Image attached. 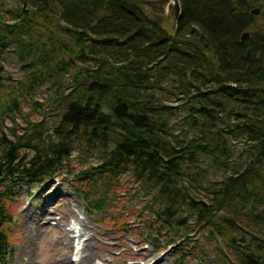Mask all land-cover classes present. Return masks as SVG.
Listing matches in <instances>:
<instances>
[{
	"label": "trees",
	"instance_id": "obj_1",
	"mask_svg": "<svg viewBox=\"0 0 264 264\" xmlns=\"http://www.w3.org/2000/svg\"><path fill=\"white\" fill-rule=\"evenodd\" d=\"M167 3L0 0V126L26 104L45 118L0 130V264L14 255L20 187L57 173L88 188L89 214L119 197L139 206L155 250L163 232L169 246L194 230L220 239L233 256L224 264H264V0H178L171 34L143 11Z\"/></svg>",
	"mask_w": 264,
	"mask_h": 264
},
{
	"label": "rangeland",
	"instance_id": "obj_2",
	"mask_svg": "<svg viewBox=\"0 0 264 264\" xmlns=\"http://www.w3.org/2000/svg\"><path fill=\"white\" fill-rule=\"evenodd\" d=\"M172 2L173 0H168V3L172 4ZM7 5L11 9L15 7L13 2H8ZM26 7L24 3V8ZM143 11L150 20L162 26L168 34L172 33L173 21L170 15L150 12L145 7ZM3 66L7 78L17 80L21 77V65L14 55H8ZM46 87L44 86L38 93L39 101L45 99ZM166 106L176 109L180 105L168 101ZM30 108L31 104H26L22 110V116L17 113L12 116V122L4 120L0 130L4 133H8L9 128L20 130L24 125L25 115L31 121L45 120L44 117L41 120V117ZM174 112L175 115L170 122L176 130L181 125L184 114ZM54 116L55 113H50L46 117L47 122L53 121ZM239 142H233L234 148L242 152L247 145L242 140ZM73 161L77 163L78 160L73 159ZM88 161L94 164L95 159ZM218 177L219 174L214 169H209L207 180H218ZM72 181V178L57 173L41 185H33L30 188L25 185L20 187L10 204L13 213L11 234L14 255L7 264H58L55 260L62 261V258L64 261L62 264H79V259L81 257L83 259L87 254L92 255L90 264H224L227 260L230 262L233 259L227 248L222 246L223 243L219 238L211 239L194 230L187 237L169 246L167 243L170 238L166 232H163L164 237L158 242L159 249H152L145 244L149 231L142 223L143 220L134 218L139 213L137 210L139 206L134 207L128 203L121 208L124 199L119 197L115 200L116 205L113 204L114 209L108 206L99 213L88 214L85 200L82 198V193L88 188L84 184L74 185ZM126 181H129L127 176L123 178V182ZM79 186L80 191L75 190ZM52 194L54 196L45 205V201ZM31 216L36 226L31 227L29 222ZM25 223L27 227H24ZM72 226L80 229L83 239H87L89 245L87 249H85L86 245L81 243L82 240L77 241L72 232L68 236L64 234V231H69ZM77 242H79L78 248L84 251L82 255L77 254L78 248L77 250L72 248V244L76 246ZM70 248L71 253H68L67 250Z\"/></svg>",
	"mask_w": 264,
	"mask_h": 264
},
{
	"label": "water",
	"instance_id": "obj_3",
	"mask_svg": "<svg viewBox=\"0 0 264 264\" xmlns=\"http://www.w3.org/2000/svg\"><path fill=\"white\" fill-rule=\"evenodd\" d=\"M167 13L173 18V21L175 22L180 14L179 11V4H178V0H173V5L170 3L167 6ZM257 10H254L252 12V14L257 15ZM248 39V33H244L241 37V42H245ZM246 55H247V59L250 61L251 60V54L250 51L247 50L246 51Z\"/></svg>",
	"mask_w": 264,
	"mask_h": 264
},
{
	"label": "bare ground",
	"instance_id": "obj_4",
	"mask_svg": "<svg viewBox=\"0 0 264 264\" xmlns=\"http://www.w3.org/2000/svg\"><path fill=\"white\" fill-rule=\"evenodd\" d=\"M53 196H54V194H52L49 198H47V200L45 201V205L48 204L49 199H51ZM29 222L31 223V227H32L33 225L36 226V223H34V219H33L32 216L30 217ZM24 227H27V223H25ZM63 231H64V230H63ZM64 234L68 236L69 232L66 233V232L64 231ZM88 247H89V245H88V243H87L86 246H85V249H87ZM67 252H68V253H69V252L71 253V248L68 249ZM83 252H84V251L81 250V251L78 252L77 254L82 255ZM91 256H92L91 254H87L83 259H82V257H81V258L79 259V264H90V263H91V260H90V257H91ZM62 261H63V258H62ZM62 261H61L60 259H58V260L56 259V260H55V263L57 262L58 264H62ZM63 262H64V261H63ZM64 264H68V263H64ZM69 264H70V263H69Z\"/></svg>",
	"mask_w": 264,
	"mask_h": 264
}]
</instances>
